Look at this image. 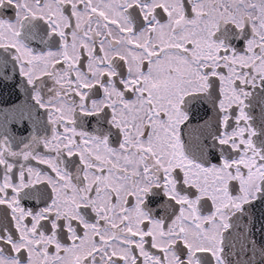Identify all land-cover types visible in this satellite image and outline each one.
Here are the masks:
<instances>
[{
	"label": "snow or ice",
	"instance_id": "1",
	"mask_svg": "<svg viewBox=\"0 0 264 264\" xmlns=\"http://www.w3.org/2000/svg\"><path fill=\"white\" fill-rule=\"evenodd\" d=\"M0 264H264V0H0Z\"/></svg>",
	"mask_w": 264,
	"mask_h": 264
}]
</instances>
